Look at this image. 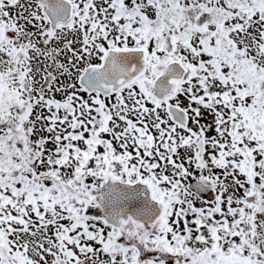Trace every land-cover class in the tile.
Returning <instances> with one entry per match:
<instances>
[{"label":"snow or ice","instance_id":"6c2138e0","mask_svg":"<svg viewBox=\"0 0 264 264\" xmlns=\"http://www.w3.org/2000/svg\"><path fill=\"white\" fill-rule=\"evenodd\" d=\"M0 264H264V0H0Z\"/></svg>","mask_w":264,"mask_h":264}]
</instances>
